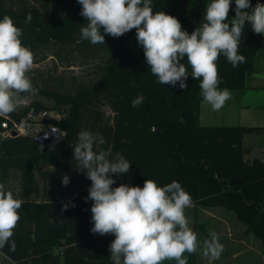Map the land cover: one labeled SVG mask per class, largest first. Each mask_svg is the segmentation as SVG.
Masks as SVG:
<instances>
[{"label":"trees","instance_id":"trees-1","mask_svg":"<svg viewBox=\"0 0 264 264\" xmlns=\"http://www.w3.org/2000/svg\"><path fill=\"white\" fill-rule=\"evenodd\" d=\"M257 3L264 4V0H250L249 9ZM152 4L154 12L176 17L189 34L200 26L207 5L205 0H152ZM81 8L77 0H0V19L4 15L13 19L22 29L23 45L33 54L43 44L56 43L79 45L106 55L102 75L93 83L75 92L42 91L54 99V106L34 101L20 113L10 114L21 119L31 108L37 112L56 109L61 117L46 122L65 136L54 150L44 152L35 137L0 135V183L6 185L12 171L18 170L21 192L14 198L23 201L12 237L16 250L5 247L0 251L19 264H43L48 255L53 257L51 264H113L109 246L115 236L91 232L93 202L82 197L68 202L58 199L57 171L49 169L75 163L73 148L81 130L104 137L101 148L111 151L109 159L120 153L131 163L127 173L110 174L116 181L112 187L121 183L143 187L147 179L164 186L175 180L191 195L194 207L234 211L245 223L246 232L264 246V160L245 157L246 136L264 132V127L202 124L200 81L192 78L190 66L186 89L179 83L159 84L137 43L135 29L119 38L105 35V44L93 45L81 39L80 28L87 23L80 15ZM28 15L31 21L26 23ZM233 17L230 8L229 23ZM263 47V35L256 34L246 22L239 45V54L246 62L233 67L221 54L217 61L219 88L244 87ZM181 62L187 66L186 57ZM139 95L144 102L133 108L131 101ZM104 106L111 109L112 118L107 117ZM3 120L0 117V129ZM94 150L99 149L94 145ZM41 195L43 199L38 200ZM64 204L69 207L62 213ZM64 245L62 254L53 253L54 247Z\"/></svg>","mask_w":264,"mask_h":264},{"label":"clouds","instance_id":"clouds-1","mask_svg":"<svg viewBox=\"0 0 264 264\" xmlns=\"http://www.w3.org/2000/svg\"><path fill=\"white\" fill-rule=\"evenodd\" d=\"M80 15L87 23L80 28L81 39L91 44H105V35L119 38L136 30L137 43L143 48L151 74L161 85L186 89L189 76L200 81L203 101L214 111L222 109L229 99V89L219 88L217 61L223 54L233 67L246 62L239 54V45L246 22L252 30L264 35V4L257 3L251 13L250 0H235V17L229 23L231 0H210L200 26L191 34L182 29L180 21L163 11H153L152 0H77ZM31 21V15L26 23ZM103 29V33L101 32ZM22 29L11 17L0 19V117H6L25 103L23 94L35 95L38 89L27 73L34 66V54L23 45ZM187 58V66L181 61ZM131 86H135L134 83ZM144 102L143 95L131 101L133 108ZM105 139L87 130L78 133L73 148L76 169L92 182L86 200H91V232L101 236L112 234L109 246L113 264H162L175 261L188 264L189 255L198 249L210 261L218 260L223 252L218 234L213 230L203 241L189 227L185 209L193 207L191 195L173 180L164 186L147 179L143 187L121 183L110 174L127 173L131 163L120 153L112 159L110 150L101 146ZM94 145L97 150H94ZM67 175L62 184L67 186ZM23 201L0 183V249L16 250L12 239L21 217ZM75 207L73 203L71 205ZM69 207L64 204L61 212Z\"/></svg>","mask_w":264,"mask_h":264},{"label":"rangeland","instance_id":"rangeland-1","mask_svg":"<svg viewBox=\"0 0 264 264\" xmlns=\"http://www.w3.org/2000/svg\"><path fill=\"white\" fill-rule=\"evenodd\" d=\"M106 55L103 51L93 53L87 48L79 45H61L56 43H46L38 47L34 54V66L27 73L33 87L38 89L35 95L28 94L26 101L28 104H22L16 112L20 113L25 106H29L34 101H41L48 106H54V99L47 96L42 91H53L59 93L75 92L80 86L89 85L102 75L103 61ZM208 104L202 106V124L222 125L220 117L205 120V114ZM48 110L49 113L42 116V111ZM106 115L112 118L113 113L108 106H104ZM61 115L56 109H41L37 115L39 122L29 125L33 128V135L37 137L45 134L54 125L46 122V119H58ZM211 122V123H207ZM245 146L248 149L245 157L252 160L254 157H260L264 160V132L253 133L247 136ZM42 149L43 146L41 145ZM49 169L57 171L58 185L55 189L57 196L61 198L88 196V189L91 181L76 169V162L70 165L60 164L49 166ZM64 175L69 177L67 186L62 184ZM21 174L18 170H13L9 181L6 183V190L13 192L14 197H18L21 192ZM43 181L40 179L39 190L42 191ZM42 193V192H41ZM75 197V198H76ZM40 199H43L42 195ZM221 208V209H218ZM218 208H194L185 209V215L189 221V227L198 235V241L201 248L203 241L209 238L210 231L218 234L220 243L223 245V252L218 260H210L201 255L200 249L192 258H189L188 264H264V246L261 240L254 235L246 232V225L241 221L236 213L227 210L224 207ZM244 249V254L238 258H233L234 251ZM169 264H176L175 261H169Z\"/></svg>","mask_w":264,"mask_h":264},{"label":"crops","instance_id":"crops-1","mask_svg":"<svg viewBox=\"0 0 264 264\" xmlns=\"http://www.w3.org/2000/svg\"><path fill=\"white\" fill-rule=\"evenodd\" d=\"M210 0H205V3L208 4ZM264 43V35H263ZM224 89V88H220ZM231 92V99L226 101L224 107L219 111H214L211 105L208 104V109L204 115L206 121L211 119H216L220 117L222 125H243V126H262L264 127V47L256 54L255 57V67L254 70L247 75L245 86L242 88H227ZM204 101L201 104V114L200 122L202 123V106ZM211 123V122H207ZM212 125V124H207ZM217 125V124H215ZM247 138V136H246ZM245 138V140H246ZM77 195H75L76 197ZM73 198H61L58 196V199L61 201H70ZM38 200L40 199L37 198ZM197 211L201 207H191ZM218 208V207H213ZM211 209V208H210ZM221 209V208H218ZM66 248V245L54 247L53 253L62 254V250ZM244 249H239L234 251L233 258H238L244 254ZM189 256V258H192ZM53 257L49 255L43 259V264H51ZM212 263V261H210ZM0 264H19L18 262H13L5 254L0 251ZM162 264H169V261H164Z\"/></svg>","mask_w":264,"mask_h":264},{"label":"built area","instance_id":"built-area-1","mask_svg":"<svg viewBox=\"0 0 264 264\" xmlns=\"http://www.w3.org/2000/svg\"><path fill=\"white\" fill-rule=\"evenodd\" d=\"M235 8H236L235 0H231V9L234 11V17H235ZM243 11H248L249 13H251L252 9H245ZM23 104H28V101L25 100V103ZM39 112L40 111L37 112L33 108H31L27 112V114L24 115L21 119L14 118L11 115L4 117V120L2 121L1 124L2 128L0 129V135L3 138L22 136V135L35 136L33 135V128H30L29 125L30 123L31 125H34L39 122V119L37 118ZM41 113L42 116L44 117L49 113V111L44 110Z\"/></svg>","mask_w":264,"mask_h":264},{"label":"water","instance_id":"water-1","mask_svg":"<svg viewBox=\"0 0 264 264\" xmlns=\"http://www.w3.org/2000/svg\"><path fill=\"white\" fill-rule=\"evenodd\" d=\"M15 135V133H14ZM65 133L56 126H53L43 135L34 138V141L43 146L44 152H50L63 140Z\"/></svg>","mask_w":264,"mask_h":264}]
</instances>
